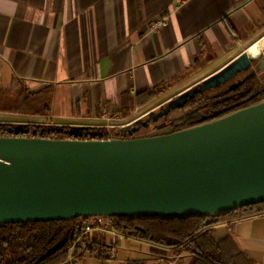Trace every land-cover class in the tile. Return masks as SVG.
Instances as JSON below:
<instances>
[{
	"label": "crops",
	"instance_id": "crops-1",
	"mask_svg": "<svg viewBox=\"0 0 264 264\" xmlns=\"http://www.w3.org/2000/svg\"><path fill=\"white\" fill-rule=\"evenodd\" d=\"M262 35L264 0H0L2 86L18 78L31 93L53 88L49 116L0 113V122L127 128L137 121L117 114L122 94L182 75L209 76ZM199 59L204 68L191 74ZM214 229L219 237L228 232L227 224ZM233 232L247 255L264 264V214L235 222ZM88 238L103 244L104 257L84 253L73 264L195 262L190 253L132 236L94 231Z\"/></svg>",
	"mask_w": 264,
	"mask_h": 264
},
{
	"label": "water",
	"instance_id": "water-1",
	"mask_svg": "<svg viewBox=\"0 0 264 264\" xmlns=\"http://www.w3.org/2000/svg\"><path fill=\"white\" fill-rule=\"evenodd\" d=\"M21 130L0 136V224L217 216L264 202V99L153 137L68 131L72 139L49 140Z\"/></svg>",
	"mask_w": 264,
	"mask_h": 264
},
{
	"label": "trees",
	"instance_id": "trees-1",
	"mask_svg": "<svg viewBox=\"0 0 264 264\" xmlns=\"http://www.w3.org/2000/svg\"><path fill=\"white\" fill-rule=\"evenodd\" d=\"M204 64L196 61L192 73L201 71ZM187 76L138 92L121 95L117 114L127 118L180 86ZM51 86L31 93L24 81L14 78L9 87H3L0 77V113L31 116H49L52 111ZM139 123H136L137 126ZM130 127L118 130L126 134ZM184 128H172L171 134ZM16 127L0 124V131L15 132ZM22 130L57 132L58 128L28 125ZM66 131L67 129L62 128ZM95 130H82L90 133ZM97 131V130H96ZM159 136V133L156 135ZM264 214V202L240 208L217 216L195 215L177 217L113 218L119 234L136 237L156 244L176 248L179 253L194 256V264H256L237 242L234 223ZM82 218L49 223L0 224V264H73L71 258L84 253L104 257L105 247L98 241H86V247H74L80 234ZM227 224V234L219 237L215 226ZM68 237V239H66ZM63 243L59 244L61 241ZM73 248V249H72Z\"/></svg>",
	"mask_w": 264,
	"mask_h": 264
},
{
	"label": "flooded vegetation",
	"instance_id": "flooded-vegetation-1",
	"mask_svg": "<svg viewBox=\"0 0 264 264\" xmlns=\"http://www.w3.org/2000/svg\"><path fill=\"white\" fill-rule=\"evenodd\" d=\"M258 58V57H257ZM256 57L245 53L145 114L122 138H140L134 129L191 128L249 108L264 99L263 76H256ZM128 128V127H127Z\"/></svg>",
	"mask_w": 264,
	"mask_h": 264
},
{
	"label": "built area",
	"instance_id": "built-area-1",
	"mask_svg": "<svg viewBox=\"0 0 264 264\" xmlns=\"http://www.w3.org/2000/svg\"><path fill=\"white\" fill-rule=\"evenodd\" d=\"M167 20V17L164 18V21ZM164 22H158L157 26ZM104 120H110V116L108 113H105L103 116ZM113 128V130L111 129ZM111 127L108 126L107 129H101L97 131H93L90 133H82L79 139L82 140H100V141H106V140H112V139H118L122 138L121 134H119L117 131L124 129L123 127ZM65 132H38V131H25L21 130L19 131L18 136L28 137V138H44L49 140H68L72 139L73 136H70V134ZM1 137H8V136H15V132L10 131H0ZM82 222L80 224V234L77 240L74 243V247H86V241H89L88 235L91 232L99 231L111 234L113 236H118V232L115 228V224L113 222V218L110 217H91V218H82ZM73 249V248H72Z\"/></svg>",
	"mask_w": 264,
	"mask_h": 264
},
{
	"label": "rangeland",
	"instance_id": "rangeland-1",
	"mask_svg": "<svg viewBox=\"0 0 264 264\" xmlns=\"http://www.w3.org/2000/svg\"><path fill=\"white\" fill-rule=\"evenodd\" d=\"M263 40V41H262ZM254 42H251L250 44H248L243 50L245 51L244 53L251 56L250 52L248 51L250 48V46L252 44H259V47H260V55L258 56V58L256 57V61H258L259 63V66L255 68V74L256 76H263L262 77V81L264 83V36L262 35V37H258V38H254L253 39ZM208 75V74H206ZM192 77V76H191ZM205 77L207 76H203V73H200L192 78H187L185 82H183L180 86L176 87L172 92H169L168 94H166L165 96L159 98L158 100H156L155 102H153L152 104L148 105L147 107H145L144 109H141V110H136L134 113H132L130 116L128 121H132L135 122H139L138 120H142L144 115L146 113H149L151 111H154V110H158L159 107L165 102L167 101L168 99L172 98L174 95L178 94V93H181L185 90H187L192 84H194L195 82H198L202 79H204ZM189 79V80H188ZM6 115V114H4ZM9 115H15V114H9ZM0 120H4V119H0ZM130 121V122H131ZM135 122V123H137ZM1 123V122H0ZM1 124H7V125H11L12 127H16L17 129H23L25 128L26 126L28 125H32V126H35V125H38V124H28V125H25L23 126V128H20L12 123H6L5 121ZM172 129V127L170 126H162V127H159V128H156V129H153V128H145L143 129L142 131H138L137 132V137H152L150 135H156L159 133L162 134V133H167L168 131H170ZM68 239V237L66 238ZM63 241H61L59 244L63 243Z\"/></svg>",
	"mask_w": 264,
	"mask_h": 264
},
{
	"label": "bare ground",
	"instance_id": "bare-ground-1",
	"mask_svg": "<svg viewBox=\"0 0 264 264\" xmlns=\"http://www.w3.org/2000/svg\"><path fill=\"white\" fill-rule=\"evenodd\" d=\"M249 48H250L249 52H250L251 56L258 57V55L260 53L259 44H256V43L255 44H252Z\"/></svg>",
	"mask_w": 264,
	"mask_h": 264
}]
</instances>
